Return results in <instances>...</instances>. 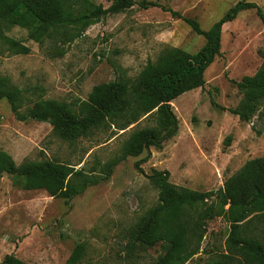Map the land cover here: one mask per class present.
<instances>
[{
	"label": "rangeland",
	"instance_id": "374dc122",
	"mask_svg": "<svg viewBox=\"0 0 264 264\" xmlns=\"http://www.w3.org/2000/svg\"><path fill=\"white\" fill-rule=\"evenodd\" d=\"M106 8L104 0H91ZM126 10L109 13L87 26L59 58H50L26 39L18 27L8 35L29 48L26 55L0 49V76L17 87L28 105L35 99L77 103L90 89L114 79L111 63L133 78L165 47L192 55L202 36L160 7L141 9L140 0ZM194 19L207 31L240 0H147ZM253 3L264 13V0ZM264 72V27L254 9L238 11L220 30L219 55L205 69L202 88L187 91L170 102L177 120L176 134L159 149L127 157L106 181L88 186L71 199L52 198L42 190L13 186L0 176V261L11 254L26 264H65L81 244L77 264H150L161 254L158 245L125 253L126 230L157 200L146 175L167 171L168 182L195 191H214L244 162L264 157V96L238 89L244 76ZM239 113L234 115L229 111ZM152 124L140 119L126 130L100 128L72 144L53 137L47 123L18 121L0 100V151L18 165L23 161L54 160L87 173L91 166L116 156L131 130ZM144 158L139 170L133 163ZM79 163L78 165H76ZM228 224L209 221L199 252L185 264H203L223 250Z\"/></svg>",
	"mask_w": 264,
	"mask_h": 264
},
{
	"label": "trees",
	"instance_id": "16d2710c",
	"mask_svg": "<svg viewBox=\"0 0 264 264\" xmlns=\"http://www.w3.org/2000/svg\"><path fill=\"white\" fill-rule=\"evenodd\" d=\"M106 8L91 0H0V49L12 55H26L29 48L10 37L13 27L25 31L26 39L37 44L50 58H59L68 44L78 38L100 17L129 9L133 0H104ZM141 9L160 7L181 19L191 31L204 39V45L190 55L175 47H165L154 61H147L133 78H128L119 65L111 63L113 80L94 85L85 100L64 103L52 99H35L28 105L21 91L0 76V100H4L18 121L47 123L53 137L72 144L85 139L100 128L126 130L140 119L149 121L130 131L116 156L98 162L87 171L74 169L54 160L23 161L16 165L0 151V176L9 175L13 186L23 190H42L49 197L71 199L86 187L106 181L113 168L127 157L159 149L177 131V120L170 102L179 95L202 88L203 74L219 55L221 26L236 13L254 9L264 27V13L253 3L236 2L209 30L202 31L191 18L140 0ZM238 89L253 91L257 99L264 96V72L244 76L235 83ZM230 113L239 115L236 111ZM144 158L135 161L139 170ZM77 163L76 165H78ZM157 191L153 207L144 212L126 230L125 253L135 248L158 245L161 254L150 264H185L199 252L209 221L220 218L228 224L221 252L209 255L203 264H264V157L250 159L225 178L214 191H195L168 182L167 171L152 170L146 175ZM83 246L76 245L65 264H77ZM0 264H26L11 254Z\"/></svg>",
	"mask_w": 264,
	"mask_h": 264
}]
</instances>
